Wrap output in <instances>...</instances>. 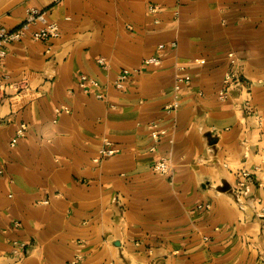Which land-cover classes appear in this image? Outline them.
Segmentation results:
<instances>
[{"label":"crops","instance_id":"obj_1","mask_svg":"<svg viewBox=\"0 0 264 264\" xmlns=\"http://www.w3.org/2000/svg\"><path fill=\"white\" fill-rule=\"evenodd\" d=\"M30 6L60 34L13 42L0 63V264H264V0H0V26ZM229 52L242 83L220 99ZM122 67L138 70L118 90ZM152 120L168 131L155 150ZM104 138L118 151L96 164Z\"/></svg>","mask_w":264,"mask_h":264},{"label":"built area","instance_id":"obj_2","mask_svg":"<svg viewBox=\"0 0 264 264\" xmlns=\"http://www.w3.org/2000/svg\"><path fill=\"white\" fill-rule=\"evenodd\" d=\"M151 10L155 9V6H150ZM60 34V27L57 22L50 21L47 18V12L45 9L30 6L24 18L21 22L13 28H8L6 26H0V63L4 60L8 54V47L11 43L22 40L25 37H29L32 40H49L50 38L56 37ZM172 45H175V42H171ZM164 46L163 43L158 45L159 48ZM229 64L226 69L223 80L222 87L218 91V98L226 99L230 95V91L234 88L241 85L242 80L237 72V58L234 52L228 53ZM97 63L106 68L108 62L103 57H98L96 59ZM161 58L159 55H150L142 59L143 64H159ZM137 68H128L122 67L119 69L115 79L112 81V85L116 89H121L127 83L131 73L136 72ZM3 76H0V81ZM190 76L183 75L178 76L174 82L173 87V99L170 103L165 106L167 112H172L176 110L179 106V90L182 85L189 83ZM78 85L85 93L92 92L98 98H105V94L102 90V85L100 82L87 74H80L78 77ZM246 98L244 100V106L248 105V97L250 91H245ZM61 110H67L66 106H60L55 109L56 113H59ZM56 121V118L54 119ZM150 136L153 140V144L149 147L150 150H155L156 143L160 141L164 136L167 135V129L164 126H161L159 121L152 120L147 124ZM27 125L21 123L15 131L14 136L10 140V144L14 145L18 139L25 135ZM118 151V148L112 145V142L104 138L102 145L98 148L96 155L92 158L94 163H99L104 158L115 154ZM153 170L158 174H169L172 168V164L167 156L160 155L152 164ZM260 171V165L255 164L252 169L242 168L238 171L237 185L243 187L248 181L255 177V175ZM1 172V170H0ZM259 185L264 186L263 182H259ZM47 200H44L46 202ZM19 221H14L15 226H19ZM13 251L19 252L25 247V242L23 241H13ZM74 263V262H73Z\"/></svg>","mask_w":264,"mask_h":264}]
</instances>
